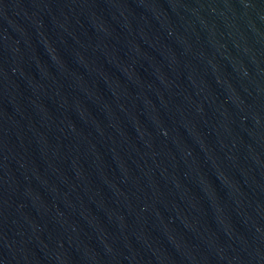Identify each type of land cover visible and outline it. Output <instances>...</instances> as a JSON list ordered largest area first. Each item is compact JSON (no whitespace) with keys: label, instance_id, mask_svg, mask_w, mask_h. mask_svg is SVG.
<instances>
[{"label":"water","instance_id":"1","mask_svg":"<svg viewBox=\"0 0 264 264\" xmlns=\"http://www.w3.org/2000/svg\"><path fill=\"white\" fill-rule=\"evenodd\" d=\"M0 264H264V0H0Z\"/></svg>","mask_w":264,"mask_h":264}]
</instances>
